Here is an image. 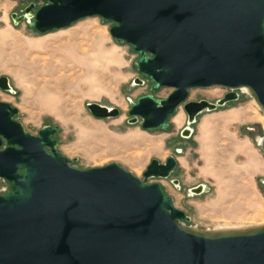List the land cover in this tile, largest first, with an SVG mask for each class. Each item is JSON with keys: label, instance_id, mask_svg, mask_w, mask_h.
<instances>
[{"label": "water", "instance_id": "obj_1", "mask_svg": "<svg viewBox=\"0 0 264 264\" xmlns=\"http://www.w3.org/2000/svg\"><path fill=\"white\" fill-rule=\"evenodd\" d=\"M41 1L12 14L14 23L43 35L97 17L112 24L115 43L137 54L150 93L129 100V125L166 131L180 107L192 125L203 112L237 102L240 89L264 114V0ZM213 87L226 90L214 103L188 100L191 90ZM161 88L172 92L154 98ZM0 90L12 92L7 77H0ZM86 109L101 120L120 114L97 103ZM17 114L0 102V264H264V224L188 227L189 217L160 184L147 182L170 177L178 164L173 155L152 159L142 179L117 163L79 168L57 150L58 126L32 135ZM191 136L189 127L181 131ZM259 145L264 154V137ZM172 183L179 189L178 180Z\"/></svg>", "mask_w": 264, "mask_h": 264}, {"label": "rangeland", "instance_id": "obj_2", "mask_svg": "<svg viewBox=\"0 0 264 264\" xmlns=\"http://www.w3.org/2000/svg\"><path fill=\"white\" fill-rule=\"evenodd\" d=\"M30 3L36 8L43 4L0 0V77H7L12 88L10 93L0 90V102L18 110L14 119L26 132L37 135L44 126L56 125L57 150L73 166L117 163L140 179L152 159L164 162L173 155L178 164L170 177L147 182L159 183L174 206L186 213V226L212 231L225 225L263 224L264 154L259 143L264 137V114L246 89L236 91L237 102L203 112L192 125L180 107L169 118L168 130L143 131L127 123L126 113L129 100L150 93V83L137 73L138 56L132 48L110 37L112 24L91 17L42 35L11 18L22 15ZM136 78L143 84H134ZM171 92L161 88L152 95L165 99ZM225 93L218 87L195 89L188 100L214 103ZM87 103L114 107L120 114L96 119ZM235 105L254 111L251 119L259 123L225 124L227 111ZM205 120L210 130L200 131ZM186 127L192 130L189 139L181 137ZM248 163L254 167L251 174ZM173 180H178L179 189ZM199 185L204 187L201 194L189 192ZM2 189L5 185L0 182Z\"/></svg>", "mask_w": 264, "mask_h": 264}, {"label": "crops", "instance_id": "obj_3", "mask_svg": "<svg viewBox=\"0 0 264 264\" xmlns=\"http://www.w3.org/2000/svg\"><path fill=\"white\" fill-rule=\"evenodd\" d=\"M254 114H255V112L254 111L251 112L249 108L247 111L244 107L235 105L227 111V114L225 117L227 119L226 120L227 122L225 124H230V123L231 124H243L245 122L249 123L252 120L251 118L254 117ZM252 122L259 123L257 120H254V121L252 120ZM207 129L210 130L209 120H205L202 123V125L200 126V131L201 130L205 131ZM249 131H251V130L249 129ZM178 151H180V150H178ZM177 163H178V161H177ZM252 168H254L253 165L251 163H248V170H250V171H248L249 174L254 172V171H251Z\"/></svg>", "mask_w": 264, "mask_h": 264}, {"label": "bare ground", "instance_id": "obj_4", "mask_svg": "<svg viewBox=\"0 0 264 264\" xmlns=\"http://www.w3.org/2000/svg\"><path fill=\"white\" fill-rule=\"evenodd\" d=\"M179 119V118H178ZM229 224V223H228ZM263 224H264V222H263ZM263 224H260V225H263ZM250 226H252V225H250ZM255 226H257V225H255ZM243 227H247V226H234V227H229V226H222V227H220L219 229H222V230H227V229H240V228H243Z\"/></svg>", "mask_w": 264, "mask_h": 264}, {"label": "built area", "instance_id": "obj_5", "mask_svg": "<svg viewBox=\"0 0 264 264\" xmlns=\"http://www.w3.org/2000/svg\"><path fill=\"white\" fill-rule=\"evenodd\" d=\"M1 182V181H0ZM4 184V183H3ZM4 190V189H3Z\"/></svg>", "mask_w": 264, "mask_h": 264}]
</instances>
